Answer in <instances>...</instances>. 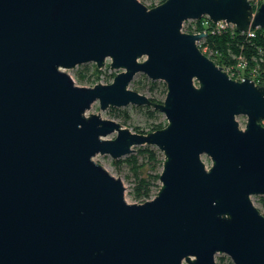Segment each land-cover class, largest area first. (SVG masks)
Masks as SVG:
<instances>
[{"label": "water", "instance_id": "95a60500", "mask_svg": "<svg viewBox=\"0 0 264 264\" xmlns=\"http://www.w3.org/2000/svg\"><path fill=\"white\" fill-rule=\"evenodd\" d=\"M202 17L264 29V2L253 13L247 0H0V264H264L251 201L264 197V84L202 54L207 33L182 32ZM107 60L119 70L108 84L65 72ZM138 73L165 84L162 102L129 89ZM95 102L147 106L166 123L134 133L86 115ZM140 146L162 153L160 186L130 204L93 158Z\"/></svg>", "mask_w": 264, "mask_h": 264}, {"label": "trees", "instance_id": "16d2710c", "mask_svg": "<svg viewBox=\"0 0 264 264\" xmlns=\"http://www.w3.org/2000/svg\"><path fill=\"white\" fill-rule=\"evenodd\" d=\"M165 0H157L155 3H151L148 8H152ZM186 33H192V28L188 25L187 29H185ZM206 44L211 48L218 51L221 59L214 60L215 64L220 67H223L230 63H234V58L237 55L242 56L244 59H253L256 62L252 61L253 66L259 65V67L264 66V30L261 28L254 29V37H248L245 35H240L237 32L233 35L229 32H224L221 34H213L208 35L206 38ZM257 63V64H256ZM101 74L100 70H97L95 65L80 66L78 70H76L75 78L80 83H85L89 81L91 78H94L95 83L97 82L99 75ZM115 74L111 75V78ZM260 83L264 84V77H261ZM111 82L110 80L108 83ZM150 92H153L159 83L157 82H147ZM162 94L165 95L166 88L163 83H161ZM133 86L135 88L139 87V82H133ZM154 102H162L161 100L155 99L154 97H149ZM141 109H144V116L147 120H152L153 122L158 121V116L160 112L157 110H153L150 107L142 106ZM113 114L119 117L123 123H125L129 115L126 110H116L111 109ZM165 126V123L158 122L154 124L149 132L161 129ZM135 132L145 134L142 131L138 132V129L135 127ZM147 133V132H146ZM163 162L162 153L153 146H140L136 149V153H132L123 158L113 160L112 165L117 169H127L128 172L134 178V186L131 190V197L136 203H143L146 200H149L153 197V193L157 192L159 188V174L161 171V166ZM258 202L262 207V210L259 211L264 215V197H258ZM216 264H232L231 261L225 256L219 257L217 259Z\"/></svg>", "mask_w": 264, "mask_h": 264}, {"label": "rangeland", "instance_id": "374dc122", "mask_svg": "<svg viewBox=\"0 0 264 264\" xmlns=\"http://www.w3.org/2000/svg\"><path fill=\"white\" fill-rule=\"evenodd\" d=\"M141 3H143L146 7H149L151 5V3H155L157 2V0H139ZM190 21V20H189ZM189 21H185L183 23L182 26V32H185V29H187L188 25L191 24L192 27H195L194 23H189ZM264 30V29H263ZM193 32V31H192ZM186 33V32H185ZM193 34H198L193 33ZM204 54V53H202ZM205 56H207L206 54H204ZM208 57V56H207ZM209 59H211L210 57H208ZM218 60L221 59L220 55L216 58ZM212 60V59H211ZM109 60H107L105 62V66L102 69H99L101 71V74L99 75V78L97 80L96 83H101V84H108V81H112L111 75L112 74H116L117 72H119V70H110L109 68ZM83 65H87V66H91L94 65L92 63H88V64H83ZM83 65H79L73 69L70 70H66L65 72L72 78L74 84L76 86L79 87H92L93 85H95V81L94 78H91L89 81H86L85 83H80L76 80L75 75H76V70L79 69L80 66ZM217 65V64H216ZM218 66V65H217ZM223 70L226 72V64L225 66L222 67ZM98 70V69H97ZM227 73V72H226ZM230 77V76H229ZM231 79L235 80L234 77H230ZM139 82V87L140 88H135L133 86V82ZM150 80L143 74L138 73L134 76L133 80L131 81V83L129 84V89L138 92L139 94L145 95L148 98L149 97H154L155 99L161 100L163 101L165 95L162 94L161 89L162 86L160 84L163 83L162 81H151V82H157L159 83L158 86L156 87V89L153 92H150L149 90V85L147 82H149ZM237 81V80H236ZM110 83V82H109ZM164 84V83H163ZM165 85V84H164ZM142 106H132V105H128L126 107H121V108H108L105 111H101L99 109V105L97 102L93 103L90 107V109L86 112V115L88 114H98L100 115V117L102 119H107V120H113L115 122H119L121 123L124 127H127L130 129L131 132L137 133L135 132V127L138 129V132L142 131L143 133L149 132V129L156 123L158 122H162V123H166V120L164 118V116L160 113L158 116V121L153 122L152 120H147L144 116V109H141ZM111 109H116V110H126L129 118L128 120L123 123L122 120L117 117L116 115L113 114V111H111ZM236 120L239 123V127L243 128L246 118L243 116H239L236 118ZM262 125L264 126V121L262 123ZM114 137V134H111L109 136L106 137V139H112ZM138 147H135V152L136 153V149ZM93 160L97 163H99L101 166H103L111 175L118 177L121 179L124 187H125V201L127 203H136L133 198L131 197L130 193L131 190L134 186V178L133 176L128 172L127 169H121V170H117L113 165H112V159L107 156V155H96ZM202 161L205 163L206 167H208L210 165V160L208 157L206 156H202ZM156 194V192L153 193V196ZM258 197L260 196H252L251 197V201L253 203V205L259 210H262V207L260 206L259 202H258ZM225 256L226 258H228L226 255H215V262H217V259L219 257H223ZM229 259V258H228ZM230 260V259H229Z\"/></svg>", "mask_w": 264, "mask_h": 264}, {"label": "built area", "instance_id": "2783aa9c", "mask_svg": "<svg viewBox=\"0 0 264 264\" xmlns=\"http://www.w3.org/2000/svg\"><path fill=\"white\" fill-rule=\"evenodd\" d=\"M251 5L252 12L255 13L259 6L264 2V0H247ZM189 23H194L195 27H192V34L193 33H207L206 36L199 41L196 42L197 47L199 50L210 57L212 60L216 59L219 56V53L215 49H211L206 44V38L208 35L213 34H221L224 32H229L230 34L238 33L240 35H245L248 37H254V29H249L246 32H238L235 29V26L231 23H227L225 21H219L217 23H212L207 17H202L200 20H190ZM253 62H256L253 59H244L242 56L237 55L234 58V63H230L226 65V72L230 77H234L235 80L241 81L243 78H248L249 80L253 81L255 84H261L260 79L264 77V66L259 67V65L253 66ZM257 64V63H256ZM264 119L260 121L261 125ZM263 126V125H262Z\"/></svg>", "mask_w": 264, "mask_h": 264}]
</instances>
